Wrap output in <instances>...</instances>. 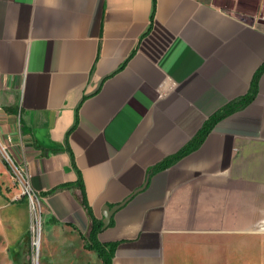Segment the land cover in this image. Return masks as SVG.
<instances>
[{
  "label": "crops",
  "instance_id": "1",
  "mask_svg": "<svg viewBox=\"0 0 264 264\" xmlns=\"http://www.w3.org/2000/svg\"><path fill=\"white\" fill-rule=\"evenodd\" d=\"M229 2L156 0L152 22L153 0H0V104L44 193L42 264H103L80 240V190L50 193L80 175L96 219L124 203L98 234L116 243L112 264L262 260L264 0ZM213 117L197 148L157 168ZM12 194L0 200L7 248L29 234Z\"/></svg>",
  "mask_w": 264,
  "mask_h": 264
},
{
  "label": "rangeland",
  "instance_id": "2",
  "mask_svg": "<svg viewBox=\"0 0 264 264\" xmlns=\"http://www.w3.org/2000/svg\"><path fill=\"white\" fill-rule=\"evenodd\" d=\"M221 1L224 5L232 6V2H229L230 0ZM8 115V112L0 104V184L5 196L6 192L12 191L15 193V195L12 194V196L15 197V201L19 199L18 195L21 192L17 182L16 172L19 167H24L17 146L21 127L16 119L9 122L10 118H8ZM0 200L4 203L1 196ZM7 201H10V197H8ZM26 201L29 206V234L21 242L16 243L14 246L12 245L10 248H7L5 240L0 234V264H42L43 245H45V243L43 244V238L45 226L48 222L47 213L42 203L39 205V203L35 201L36 211H34L30 201L27 199ZM3 226H5V224L0 219V229ZM71 233L78 235L74 230H71ZM55 236L60 241L66 240L65 238L68 237L63 230H59ZM38 237L41 238V243L37 248L35 242L39 239ZM81 239L83 241L82 237H80V240ZM257 250L259 249L257 248ZM35 261H37V263ZM247 264H264V241L262 246V260L260 261L259 255H257L256 259H249L247 257Z\"/></svg>",
  "mask_w": 264,
  "mask_h": 264
},
{
  "label": "trees",
  "instance_id": "3",
  "mask_svg": "<svg viewBox=\"0 0 264 264\" xmlns=\"http://www.w3.org/2000/svg\"><path fill=\"white\" fill-rule=\"evenodd\" d=\"M153 3H154V5H153V10H152V15H151L152 22H153L155 10H156V0H153ZM259 74L260 73H258V75H256V78L254 80V87H255V84H256L257 79L259 77ZM250 99H251V96H247L242 100V102H247ZM6 110H9V109L6 108ZM216 118L217 117H213L209 121L206 122V124L201 129L200 133L197 135V137L193 140L192 143H190L188 146H186L184 149H182L175 157L168 159L164 164H161L157 168L158 169L159 168H166L171 164L173 159L179 158V157L185 155L186 153L190 152L191 150L197 148L202 143V141L204 140V138L206 137L208 132L210 131L212 125L216 121ZM67 138H68V136H67ZM67 138H66V142L68 140ZM72 163L75 164L73 156H72ZM67 188H77L80 190L81 202H82L83 206L86 208V210L90 216V219H91L90 233H89L87 238L83 237V239L87 243L86 247L88 249L94 250L98 254V256L102 259L103 264H112L114 253H115V248H116V243H105L104 244L98 240V234L101 232V229L103 227V223L100 220L96 219V217L93 214L92 208L90 207L89 202H88L85 185H84V182L82 180L81 175L79 176V179L76 183H74V184H71V183L68 184L67 183V184L61 185V186L53 189L52 191H50V193H55L57 191L67 189ZM41 195L44 196V193H41ZM0 196H3L1 184H0ZM24 199H26V197L22 196L21 199H19V200L22 201ZM19 200H15V201H19Z\"/></svg>",
  "mask_w": 264,
  "mask_h": 264
},
{
  "label": "built area",
  "instance_id": "4",
  "mask_svg": "<svg viewBox=\"0 0 264 264\" xmlns=\"http://www.w3.org/2000/svg\"><path fill=\"white\" fill-rule=\"evenodd\" d=\"M16 175H17V182L21 189V192L18 195L19 199H21L22 196H25L26 199L30 201L32 205V209L36 211L35 201H37L39 205L40 203H42L41 193H38L33 190L32 186L30 185L28 173L24 167H19L18 171L16 172ZM19 199H16V200H19ZM37 241L35 242L36 247H37L36 245Z\"/></svg>",
  "mask_w": 264,
  "mask_h": 264
},
{
  "label": "water",
  "instance_id": "5",
  "mask_svg": "<svg viewBox=\"0 0 264 264\" xmlns=\"http://www.w3.org/2000/svg\"><path fill=\"white\" fill-rule=\"evenodd\" d=\"M239 18L244 21L246 24L250 25V26H253L256 22V19L254 17H250V16H243V15H240ZM259 22H261L259 20ZM261 23H264V22H261ZM122 205H124V203H121L115 207H108L106 206L105 209H104V212H103V216H104V219L102 221L103 223V229L106 228L110 222V219H111V216L112 214L117 210L119 209Z\"/></svg>",
  "mask_w": 264,
  "mask_h": 264
},
{
  "label": "bare ground",
  "instance_id": "6",
  "mask_svg": "<svg viewBox=\"0 0 264 264\" xmlns=\"http://www.w3.org/2000/svg\"><path fill=\"white\" fill-rule=\"evenodd\" d=\"M39 239H38V242L36 243V245H37V247H39L40 246V243H41V238L40 237H38ZM36 263H37V261H35Z\"/></svg>",
  "mask_w": 264,
  "mask_h": 264
}]
</instances>
